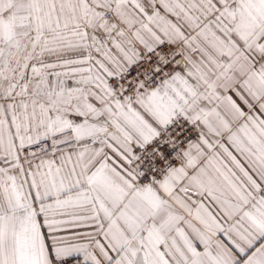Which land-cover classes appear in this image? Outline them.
<instances>
[{
  "label": "snow or ice",
  "instance_id": "1",
  "mask_svg": "<svg viewBox=\"0 0 264 264\" xmlns=\"http://www.w3.org/2000/svg\"><path fill=\"white\" fill-rule=\"evenodd\" d=\"M0 264H264V0H0Z\"/></svg>",
  "mask_w": 264,
  "mask_h": 264
}]
</instances>
